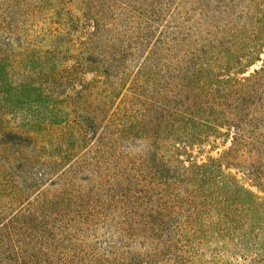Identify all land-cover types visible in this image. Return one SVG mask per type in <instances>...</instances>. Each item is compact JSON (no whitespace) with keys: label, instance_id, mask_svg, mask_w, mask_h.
Instances as JSON below:
<instances>
[{"label":"trees","instance_id":"trees-1","mask_svg":"<svg viewBox=\"0 0 264 264\" xmlns=\"http://www.w3.org/2000/svg\"><path fill=\"white\" fill-rule=\"evenodd\" d=\"M74 1L79 17L64 11L59 31V62L65 63L59 66V80L76 84L79 104L76 110L59 112V135L52 141L53 148L59 145V159L50 167L68 162L69 177L88 173L83 181L89 185L78 189L76 196L93 197L97 209L123 212L119 231L124 234L127 228L131 243L134 239L159 243L176 252L175 264L199 260L191 251H185L188 258L182 257V242L189 249L193 240L201 243L209 235L235 239L239 245L264 240V229L254 225L221 226L234 202L250 216L264 201L258 196L264 195V64L242 80L217 75L225 70L217 69L219 60L238 66L243 57L232 51L211 54L205 45L192 47L190 35L176 23L170 47L175 64L169 65L153 46L150 57L132 65L128 43L116 44L114 30L129 29L132 22V29L148 38L163 10L156 9L154 16L148 9L146 16L126 12L130 16L119 17L111 15L120 13L114 10L117 3L108 4L112 0L101 5L94 0L66 4ZM164 1L156 5L169 11L171 2ZM104 5L105 11H99ZM81 19L84 39L72 41L67 34ZM11 20L10 14L5 18L0 14V264H51L42 256L46 248L58 246L56 229L43 228L19 203L35 188L29 183L35 179L32 168L44 166L43 131L54 128L57 120L54 114L29 113L31 105L40 109L45 94L42 84L33 86L32 79L47 83L58 76L31 70L29 43ZM183 52L188 54L179 59ZM127 90L130 97H123ZM219 139L229 141L226 150L200 163L194 160L195 148ZM230 169L243 174L248 188ZM70 226L62 227L61 237L73 238L64 234ZM65 264L145 263L139 256L119 255L110 245L88 259Z\"/></svg>","mask_w":264,"mask_h":264},{"label":"rangeland","instance_id":"rangeland-1","mask_svg":"<svg viewBox=\"0 0 264 264\" xmlns=\"http://www.w3.org/2000/svg\"><path fill=\"white\" fill-rule=\"evenodd\" d=\"M102 1L94 0V3L101 5ZM161 1L112 0L108 3L109 5L117 3L114 10H116L115 12L120 11V13L109 12L111 15L119 17L137 16V13L146 16L148 9L152 10L151 16H154L156 9L163 10V12H159L162 20L157 24L153 23V29L147 33L148 38L144 37L145 32L134 31L132 22L130 27L124 24L129 29L114 30L116 44L120 46L124 41L128 43L129 53L132 55V58L129 59H132V65L136 63L137 66L144 57H150L149 51L153 49V46L157 48L162 59L169 61V65L175 64L170 51V47L173 46L171 33H176L174 29L177 26L176 23H181L180 31L184 35L186 32L190 35L192 47L205 45L210 47L211 54L232 51L243 57L242 64L238 66H225L224 61L219 60L217 69L222 71L225 68V70L217 75L242 80L254 71L263 68L264 0H165L171 2L169 11L163 6L156 5ZM66 2L68 0H11V2L0 0L1 16L5 18L10 14L11 21L17 27L18 35L29 43L31 70L36 72L40 68L47 73L55 72V75L58 76L55 80L47 83L46 80H43L42 83L36 81L37 77L32 79L33 86L42 84L41 89L45 94L40 109L31 105L29 113H32L34 117L41 113L44 116L54 114L57 120L54 128L48 127L43 131L46 132L43 134L45 142L44 140L41 142L43 143V153H45L41 161L44 166L32 168L35 179L34 183L29 184L35 185V188L29 191L19 204L30 211L33 218L38 220L43 228L56 229L59 239L58 246L55 245L53 249L48 248V250L46 248V252L42 256V259H48L51 264H65L66 261L81 258L88 259L92 253L104 252L110 245L117 248L119 255L126 258L139 256L145 264H175L174 256L177 253L167 251L159 243H143L138 239H134L135 243H131L127 228L124 227L126 231L124 234L119 231V228H122L120 223L123 212L121 214L120 212L111 213L108 209L106 211L97 209L93 197L76 196L78 189L89 185L83 181L89 176L88 173L69 177L65 174L68 170V162L57 168L50 167V163L59 159V145L58 148H53L52 142L54 136L59 135V112L66 111L68 113V110H76L79 104L75 91L76 84L67 83L65 85L62 80H59V66L61 68L65 65V63L59 62V31L63 30L61 24L63 13L67 11L73 16L79 17L76 2L68 4ZM151 4L155 6L153 9L149 8ZM105 5L104 9L98 10L105 11ZM126 12L131 14L128 15ZM123 19L131 21L128 18ZM152 19H157V17ZM81 20L73 24L74 29L67 34L72 37V41L84 39L86 26L83 19ZM163 34L169 39H162ZM122 48L125 49V46ZM183 51H187V49ZM186 54L188 53H179V59ZM70 55L73 54L68 51V58ZM249 56L252 59L247 58ZM70 63L67 61L68 65ZM85 78L90 80L91 76L87 75ZM130 95L127 90L124 91L123 97H130ZM51 129L56 130L53 131L55 133L50 134ZM212 145H206L202 149L195 148L191 154L194 160L200 163L208 156L217 157L229 147V141L219 139L213 145L214 148L211 147ZM49 168L50 170H48ZM229 172L241 185L248 188L247 181L241 172L235 169H230ZM39 173L43 175L38 178L40 180L36 179V175L38 176ZM252 191L255 190L252 189ZM258 196L264 198L263 194H258ZM235 203L237 202H234L231 209L227 210L228 213L222 217L224 220L221 226L254 225L264 229V201L259 206L258 213L250 216L243 215L240 208L234 206ZM20 205L12 210L15 211ZM64 225H71L64 229V234L72 235V239L60 236ZM66 240L70 241L66 242ZM185 245H187L185 242L179 244L180 248L183 247L182 257L188 258L185 251L188 253L191 251V255H197L199 258L195 264H264V240L261 239L239 245L235 239L224 240L223 238H211L209 235L201 243H196L193 240L192 245L188 246L189 249Z\"/></svg>","mask_w":264,"mask_h":264}]
</instances>
